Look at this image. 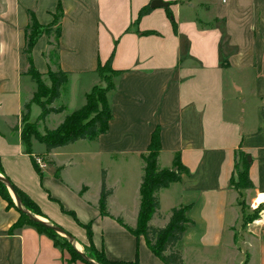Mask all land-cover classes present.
I'll return each instance as SVG.
<instances>
[{"label": "crops", "instance_id": "obj_1", "mask_svg": "<svg viewBox=\"0 0 264 264\" xmlns=\"http://www.w3.org/2000/svg\"><path fill=\"white\" fill-rule=\"evenodd\" d=\"M153 1L162 5L152 8ZM56 6L61 17L54 47L51 35L41 36L31 60L46 87L48 70L66 73L50 105L63 110L40 122L32 103L28 122L42 134L82 107L90 89L102 85L97 65L110 56L117 75L106 94V132L48 153L32 139L31 155L44 163L36 172L18 125L36 88L24 75L23 30L27 12L47 26ZM146 6L149 12L136 21ZM155 128L157 166L170 168L176 155L185 173L157 192L159 209L149 224L162 227L170 209L186 207L189 223L177 246L182 264H264V216L236 235L238 199L248 208L264 206V0H0L1 172L34 202L43 216L36 218L71 237L75 251L88 246L81 226L89 225L91 244L106 259L162 264L141 235L124 228L135 226L140 156ZM239 154L248 163L249 189L231 183ZM101 171L111 191L108 216L97 207ZM17 219L0 199V264H83L66 263L65 253L33 227L9 233Z\"/></svg>", "mask_w": 264, "mask_h": 264}, {"label": "trees", "instance_id": "obj_2", "mask_svg": "<svg viewBox=\"0 0 264 264\" xmlns=\"http://www.w3.org/2000/svg\"><path fill=\"white\" fill-rule=\"evenodd\" d=\"M148 12L149 8L147 6L142 8L137 14L136 21ZM166 15L169 19L173 32H175V24L168 10L166 11ZM27 17L28 22L23 30L24 45L21 50V54L24 56L27 64L24 75L29 77V79L35 84L36 88L31 94L29 101L24 103L22 106L20 122L23 126L20 130V139L24 144L25 153L30 157L34 170L39 172L33 163L31 155L30 141L32 139L37 141L39 144H42L44 151L48 153L52 149L70 145L78 140H93L106 132L107 123L110 119V111L106 94L113 89L112 78L117 75V72L110 68L111 56L104 64H98L95 72L99 79L104 82V87H92L85 95L82 107L65 115L63 120L54 129H44L42 134L38 133L35 124L28 122L29 107L32 103H35L40 108V113L38 115V121L40 122H42L49 114L62 112V107L59 106L54 108L50 107V105L58 98L59 89L66 82V73L60 70H48L47 77L49 80V87H46L41 82L39 73L33 67L31 50L41 36L52 35L55 39L58 37L59 29L56 24L61 17V11L60 7L56 6L55 12L52 16V21L47 26L38 24L33 14L30 12H27ZM159 152L160 146L158 143V130L155 128L150 135L145 152L140 156L142 162V175L140 177L138 187V208L135 226L133 228H124L134 236L141 235L150 253L162 264H182L181 253L177 246L181 241L182 233L186 225L189 223L185 216L186 207L170 209L167 222L162 227H153L149 224L151 218L158 213L159 203L157 192L161 189L167 188L172 183L178 182L181 175L185 173V169L181 166L176 155L171 159L170 168L160 169L157 166V157ZM247 168L248 163L246 162L245 156L239 154V164L235 166V178L234 180H231L235 189H249L251 187L247 178ZM0 174V176L8 181V179L2 175L1 166ZM10 185L14 194L19 199L20 206L23 210L33 216L43 217L34 202H32L14 185L11 183ZM110 193V189H107L104 184V172L101 171L97 202L98 211L101 215L108 216L105 203L106 198L110 195ZM0 199L6 203V208L11 207L18 213L17 221L8 229L9 233L21 228L22 226L33 227L39 233H43L48 236L52 240L53 244L59 247L61 251L65 250L68 254L77 256L83 264H86L77 254L72 244L68 242L67 238L61 237L50 229L29 221L25 215L19 212L11 200L9 191L1 182ZM260 210L261 208H257V212ZM62 212L68 214L74 219L72 213L65 212L63 210ZM257 212L255 213L257 214ZM256 214L251 217L250 221L257 218ZM114 220L121 225L120 218H115ZM51 225L55 226L54 224ZM81 227L85 231L88 242V246H84L83 250H89L91 257H86H88L92 262L96 264H138L136 258L132 261H113L106 259L103 253L101 251H97L91 244L90 226L84 225Z\"/></svg>", "mask_w": 264, "mask_h": 264}, {"label": "rangeland", "instance_id": "obj_3", "mask_svg": "<svg viewBox=\"0 0 264 264\" xmlns=\"http://www.w3.org/2000/svg\"><path fill=\"white\" fill-rule=\"evenodd\" d=\"M54 37L51 35V37H50V42L52 43V47H54V44H53V42H54ZM54 53H55V51L53 50V49H49V52H48V57L50 58V59H53V55H54ZM46 80V79H45ZM42 82V81H41ZM102 82V81H101ZM104 82H102V85L101 86H98V87H104ZM18 125H19V128H20V130L22 129V126H23V124L21 123V122H18ZM39 125V124H38ZM32 159H33V157H32ZM10 197H11V200H12V202H13V204H14V201H13V198H12V196H11V194H10ZM246 199H248V198H246ZM238 205H240L239 207H240V209H241V211H240V220H239V224H238V226H237V233H236V235L238 236V235H241L240 236V238L242 237V234H244L245 233V229H246V225H248V224H252L254 221H256V220H261V216H263V212H264V206L263 205H257L256 207H254V208H252L251 207V205H249L248 204V206L250 207V208H252V209H250V208H248L247 207V205L245 204V200H244V198H241L240 197V199H238ZM257 208H261V210L259 211V212H257ZM255 212H257V214L255 213ZM254 214H256V219H253L252 221H250V219H251V217L254 215ZM236 236V237H237ZM239 237V236H238ZM63 252L65 253V255H66V263H69V262H72V261H79V262H82L77 256H75V255H71V254H68L67 252H65V250H63ZM77 252V251H76ZM80 253H82V254H84L85 256H89V257H91V253L89 252V250L88 249H85V250H80L79 251ZM244 260V256L243 255H241V261H243ZM254 262H255V260H254ZM252 264H256V263H252Z\"/></svg>", "mask_w": 264, "mask_h": 264}, {"label": "water", "instance_id": "obj_4", "mask_svg": "<svg viewBox=\"0 0 264 264\" xmlns=\"http://www.w3.org/2000/svg\"><path fill=\"white\" fill-rule=\"evenodd\" d=\"M160 6L162 4H159L157 1H153L151 4H150V7H156V6ZM0 182L3 183L5 185V187L7 188V190L9 191V193L11 194L12 198H13V201H14V204L17 208V210L19 212H21L23 215L26 216V218L33 222V223H37L39 225H41L42 227L44 228H47V229H50L51 231L55 232L56 234H58L59 236L61 237H64V238H67L68 242L69 243H72V240H71V237L69 235H67L65 232H63L59 227L57 226H53L49 223H46V222H43L41 220H39L38 218H36L35 216L31 215L30 213H28L27 211L23 210L20 206V202H19V199L16 197V195L14 194L12 188H11V185L10 183L5 179L3 178L2 176H0ZM77 254L80 256V258L86 263V264H96L94 262H92L88 257H86L84 254L82 253H79L77 252Z\"/></svg>", "mask_w": 264, "mask_h": 264}, {"label": "built area", "instance_id": "obj_5", "mask_svg": "<svg viewBox=\"0 0 264 264\" xmlns=\"http://www.w3.org/2000/svg\"><path fill=\"white\" fill-rule=\"evenodd\" d=\"M221 2H225V0H221ZM33 163H34L37 170H41L44 168L43 161L38 157H33Z\"/></svg>", "mask_w": 264, "mask_h": 264}, {"label": "bare ground", "instance_id": "obj_6", "mask_svg": "<svg viewBox=\"0 0 264 264\" xmlns=\"http://www.w3.org/2000/svg\"><path fill=\"white\" fill-rule=\"evenodd\" d=\"M263 216H264V212H263Z\"/></svg>", "mask_w": 264, "mask_h": 264}]
</instances>
